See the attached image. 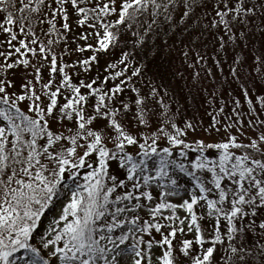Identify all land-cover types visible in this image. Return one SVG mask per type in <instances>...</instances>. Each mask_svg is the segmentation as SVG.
Here are the masks:
<instances>
[{"label": "snow or ice", "instance_id": "1", "mask_svg": "<svg viewBox=\"0 0 264 264\" xmlns=\"http://www.w3.org/2000/svg\"><path fill=\"white\" fill-rule=\"evenodd\" d=\"M0 264H264V0H0Z\"/></svg>", "mask_w": 264, "mask_h": 264}, {"label": "trees", "instance_id": "2", "mask_svg": "<svg viewBox=\"0 0 264 264\" xmlns=\"http://www.w3.org/2000/svg\"><path fill=\"white\" fill-rule=\"evenodd\" d=\"M56 214V208H53V209H50L48 212H47V216L49 218H51L53 215Z\"/></svg>", "mask_w": 264, "mask_h": 264}, {"label": "rangeland", "instance_id": "3", "mask_svg": "<svg viewBox=\"0 0 264 264\" xmlns=\"http://www.w3.org/2000/svg\"><path fill=\"white\" fill-rule=\"evenodd\" d=\"M57 207H59V206H57ZM56 211H57V209H56Z\"/></svg>", "mask_w": 264, "mask_h": 264}]
</instances>
